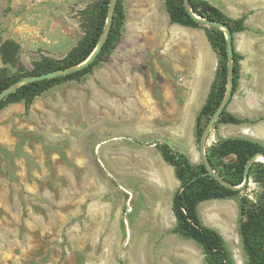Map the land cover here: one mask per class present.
Segmentation results:
<instances>
[{
  "label": "rangeland",
  "instance_id": "1",
  "mask_svg": "<svg viewBox=\"0 0 264 264\" xmlns=\"http://www.w3.org/2000/svg\"><path fill=\"white\" fill-rule=\"evenodd\" d=\"M122 2L126 17L129 3ZM102 3L0 0V81L72 57L91 36ZM262 12L258 33L235 34L243 80L232 109L249 123L220 125L209 132L206 144L218 137H246L264 145ZM176 26L180 32L196 31ZM124 31L125 24L115 49L88 75L33 101L9 103L0 112V264H206L196 243L170 231H138L134 225L145 216V221L153 220L158 198L153 168L140 166L136 149H151L158 140L153 123H168V104L180 94L171 84L151 83L181 77L169 64L154 60L147 51L149 41L123 40ZM199 32L205 39L178 37L197 44V54L205 56L211 46L205 30ZM218 67L214 51L211 86ZM143 100L152 105L150 120L137 117L147 107ZM188 117L181 140L160 135V143L169 139L173 149L198 165L202 157L195 119ZM103 156H110L115 167H105ZM155 172L168 189L177 183L170 165H156ZM169 212L175 218L171 208ZM199 213L205 225L223 235L236 264H247L239 235V198L204 202ZM140 239L147 243L139 246Z\"/></svg>",
  "mask_w": 264,
  "mask_h": 264
},
{
  "label": "trees",
  "instance_id": "2",
  "mask_svg": "<svg viewBox=\"0 0 264 264\" xmlns=\"http://www.w3.org/2000/svg\"><path fill=\"white\" fill-rule=\"evenodd\" d=\"M110 2L111 0H103L91 36L72 57L61 63L44 62L32 72L1 80L0 94L23 79L71 68L86 61L104 34ZM165 5L171 24L205 30L209 43L219 60V67L206 103L196 118L195 138L200 150L205 129L222 104L227 92L228 56L225 33L218 27L198 21L194 14L209 21L224 23L231 29L234 41L236 33L248 30L245 25L246 18L232 19L205 0H189L193 13L187 9L185 0H165ZM125 18L123 2L118 0L108 40L93 64L69 75L22 85L6 99L0 101V112L9 103L22 100L33 101L63 82L78 80L91 73L92 69L103 61L106 54L115 49L122 34ZM242 60L243 56L235 47L233 97L240 85ZM229 104L217 120L213 130H218L220 125L249 123L247 119H241L230 113ZM157 148L164 161L174 168L176 178L180 183V188L173 199V212L176 217V227L173 232L186 240L195 242L203 250L206 264H236L223 235L203 223L199 206L211 200L239 198V235L247 257V264H264V163L254 162L249 168V181L246 186L242 189H235L244 183L249 163L258 155H264V145L246 137H218L212 143L206 144V157L210 166L227 184L211 175L203 160L195 165L188 156L176 151L168 143L158 144Z\"/></svg>",
  "mask_w": 264,
  "mask_h": 264
},
{
  "label": "crops",
  "instance_id": "3",
  "mask_svg": "<svg viewBox=\"0 0 264 264\" xmlns=\"http://www.w3.org/2000/svg\"><path fill=\"white\" fill-rule=\"evenodd\" d=\"M127 1L129 3V6L126 13L123 40H147L151 43H154V47L150 48V44L148 42V53L151 52L155 56L154 60L158 61L161 66L164 64H169L170 71L175 72L176 76L181 77L180 79H173L171 83L166 80H159L155 83H151L160 84L161 86L171 84L173 87L178 89L177 92L180 93V96L176 95V98L171 101V104H168V107H170L167 109L172 112L168 113L167 116H165V119L168 120V123L157 125L153 123L154 130L157 132L156 135L158 137V140L154 141V143L151 144V149H136V156L140 159V166L153 168V176L151 177V181L154 185V189L158 198L153 205V220L148 221L149 219L147 218V220L145 221L146 216L142 214L145 217H143L144 221L141 223L145 226V228L140 227V225H142L140 224V222V225L138 224V222H136L134 225L136 226V229L138 231H170V233L179 236L173 232L176 227V217L173 212V199L176 192L180 188V183L176 178L177 183L173 187L168 189L165 186L162 177H160V175L155 172L156 165L164 166L166 163L163 157L159 156L160 152L157 148V145L161 144V138H159L160 135L163 138L165 137L164 135H172L174 136V139L176 141L181 140L182 136H184V121L189 118L188 114H190V117L192 119H195L196 123V118L200 110L206 103L208 94L211 89L212 81H210L209 79L210 77H212L211 69L213 66L214 51L212 47L211 49H208L209 47H207L206 50L208 52V55L205 54V56H200L197 54L195 49V46H197V44L186 43L178 37L189 36L190 40H193L194 37L201 36V38L205 39V36L199 32V29H195L196 31L182 29L183 31L181 32L177 30L178 27L176 26V24H171L170 22V17L165 5V0ZM205 1H208L210 4L220 9L224 14L232 19H240L245 17V25L248 28V30H246L245 32L251 34L259 32V28L261 26L260 14L262 12V9H264V0ZM263 13L264 11L262 12V14ZM245 32L240 33L243 34ZM158 57L162 58L165 61H160ZM161 69L164 70L163 67H161ZM242 80L243 71L241 72L240 83L242 82ZM148 82L150 83V81ZM249 99L250 98L245 100L244 103L249 104ZM143 101L147 107L141 109V111L138 112L137 117L150 120L151 118L150 114L148 113V109H152V105L145 100ZM233 105L234 102L231 101L228 106V111L233 114L240 115L236 110L232 109ZM165 112L166 111L162 110V113ZM170 120H173V126L170 125L172 124L170 123ZM163 143H168L172 147L171 141L169 139H167ZM102 149L103 147H101L100 144L98 147L99 153L102 152ZM148 152L150 153V157L147 156ZM109 158L110 156H108L107 159L103 156V159H101L103 165L108 168L115 167V162L111 158ZM161 158L164 162L161 161ZM167 169L168 170L166 174H171V170L169 168ZM175 190L176 192L174 193ZM129 201H132V198ZM169 208L172 209L175 218H173V216L170 214ZM133 212H131V214ZM131 214L130 217L133 216ZM142 215H140V217H142ZM179 237L182 238L181 236ZM182 239L186 240L184 238ZM138 242L139 246H141L142 243H147V239H140Z\"/></svg>",
  "mask_w": 264,
  "mask_h": 264
},
{
  "label": "water",
  "instance_id": "4",
  "mask_svg": "<svg viewBox=\"0 0 264 264\" xmlns=\"http://www.w3.org/2000/svg\"><path fill=\"white\" fill-rule=\"evenodd\" d=\"M117 1L118 0H111V5L109 8V14H108V19L106 22L104 34L102 35V38H101L99 44L97 45L96 49L94 50V52L91 54V56L86 61H84L83 63H81L77 66L71 67V68L62 69V70L54 71V72H49V73H45V74H42V75H39L36 77L26 78V79H23L21 81H18L0 94V101L6 99L9 95L14 93L22 85H25L28 83H33V82H39V81H43V80H50V79H54V78H57L60 76L69 75L71 73L83 70V69L89 67L91 64H93L95 62V60L97 59V57L99 56L100 52L103 50V47L105 46V44L108 40L110 31H111V27H112V22L114 19ZM185 5H186L187 9L191 13H193L191 8H190V5H189V0H185ZM194 17H195V19H197L198 21H200L206 25H211V26H215V27L220 28L225 33V36H226L227 56H228V79H229L228 88H227V92H226V95H225V98H224L222 104L220 105L217 112L215 113V115L213 116V118L208 123V125L205 129V132H204L203 137H202L201 145H200V152H201L202 160H203L204 164L206 165L207 169L209 170V173L211 175L215 176L216 178H218L219 180H221L223 183L227 184L217 173H215L213 171L212 167L210 166L209 161L206 157V142H205V140H206L209 132L214 128L217 120L220 118L224 109L230 103V100L233 97V89H234V66H233V64H234V54H235V41L233 39V34L231 32V29L228 26H226L224 23L209 21V20L203 19V18H201L195 14H194ZM259 158H261V160H258ZM256 161H261L264 163V155H258L249 163L248 168H247V172L245 175L244 183L239 187H235V189H242L246 186V184L249 181V168Z\"/></svg>",
  "mask_w": 264,
  "mask_h": 264
},
{
  "label": "bare ground",
  "instance_id": "5",
  "mask_svg": "<svg viewBox=\"0 0 264 264\" xmlns=\"http://www.w3.org/2000/svg\"><path fill=\"white\" fill-rule=\"evenodd\" d=\"M261 159V158H260Z\"/></svg>",
  "mask_w": 264,
  "mask_h": 264
}]
</instances>
